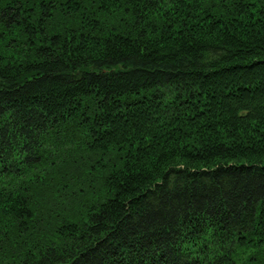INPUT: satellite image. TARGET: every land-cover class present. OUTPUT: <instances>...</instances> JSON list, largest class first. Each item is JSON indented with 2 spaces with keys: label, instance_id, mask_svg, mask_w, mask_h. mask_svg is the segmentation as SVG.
I'll list each match as a JSON object with an SVG mask.
<instances>
[{
  "label": "trees",
  "instance_id": "trees-1",
  "mask_svg": "<svg viewBox=\"0 0 264 264\" xmlns=\"http://www.w3.org/2000/svg\"><path fill=\"white\" fill-rule=\"evenodd\" d=\"M0 264H264V0H0Z\"/></svg>",
  "mask_w": 264,
  "mask_h": 264
}]
</instances>
